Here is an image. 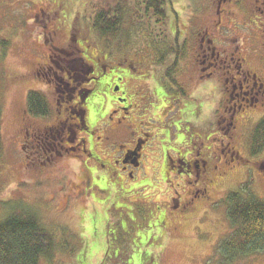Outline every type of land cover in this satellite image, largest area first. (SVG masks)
I'll list each match as a JSON object with an SVG mask.
<instances>
[{"label":"rangeland","instance_id":"374dc122","mask_svg":"<svg viewBox=\"0 0 264 264\" xmlns=\"http://www.w3.org/2000/svg\"><path fill=\"white\" fill-rule=\"evenodd\" d=\"M114 1L121 3L122 29L116 36L101 37L92 27L95 14L103 4L113 7ZM142 2L0 0V223L15 212L34 215L52 240L39 264H264V253L230 263L217 249L232 232L223 204L226 195L241 192L264 201V175L256 165L264 151L257 159L249 154L252 131L264 110L252 111L243 126L236 125L234 143L222 133L230 114L215 84L192 86L184 62L187 76L184 69L174 75L172 87L166 81L155 82L159 78L150 67L151 43L162 42L172 13L169 10L163 26L165 18L158 23L146 17ZM213 2L185 4L196 11L203 6L202 23ZM228 8L229 38L241 44L248 68L264 83V27L261 31L253 25L246 4ZM175 9L184 12L179 6ZM186 59L191 60L188 54ZM88 65L93 68L90 74ZM67 73L88 95L82 101L73 99L65 111L68 90L55 79L67 81ZM137 87L151 96L156 90L157 95L141 106ZM116 88L125 93L129 105L126 136L112 131L122 118L110 113L118 107ZM30 91L48 100L49 118L27 113ZM76 114L85 120L88 133L78 130ZM71 117L65 126L72 132L69 144L64 141V148L59 147L56 133ZM50 126L55 138L45 144L35 140L36 148L32 134L40 137ZM142 131L150 141L132 178L112 174L120 167L115 161V154L122 153L118 144L130 147L131 133L138 137ZM227 144L240 159L230 160ZM42 152L47 153L44 159ZM192 153L213 174L211 182L202 184L185 166ZM246 183L248 193L241 191ZM203 187L208 189L205 197Z\"/></svg>","mask_w":264,"mask_h":264},{"label":"flooded vegetation","instance_id":"af4514ba","mask_svg":"<svg viewBox=\"0 0 264 264\" xmlns=\"http://www.w3.org/2000/svg\"><path fill=\"white\" fill-rule=\"evenodd\" d=\"M185 1L186 0H177L172 2V4L169 6L167 16L171 12L172 20L168 25L166 24V19L163 21V26H168V33L164 34L165 37L168 36V39H166L167 43L164 41L163 45L157 46V49L160 51L157 49V51H155L152 48L153 55L150 57V67L154 68V71L156 70L155 72L158 74V77H155V79L159 78V80H156L155 82L161 83L166 81L168 85L172 87L171 82L175 80L173 76L183 72L184 68L181 66L184 62V65L186 64L185 67L187 68L186 71L189 72L188 79L191 80L192 86H195L197 82L198 85L203 83L212 88L215 86L219 88L220 95L223 96L221 98L222 105L223 102H225V112L230 114L226 131H224L223 127L221 131H224L222 132L224 135L227 133V138H230L231 140L233 138V133L236 131L237 124H241L243 126V124L247 122V118L252 111L259 109L264 110V83L254 72L248 68L246 64L247 59L246 57L243 58L242 52L239 50L241 44L239 42L236 43V40L231 41L229 38L232 34L230 29L227 27V23L230 22L232 12L229 10L228 6L231 4L236 6H238L240 3L246 4L247 13H249V16L251 17L250 19L254 21L253 25L260 26V30L262 31L264 27V0H214V5H211L209 8V17L202 23L199 22V19H201V14L199 12L201 9H204L203 6L201 5V9H197V12L196 9H193L188 4V6H186ZM175 6L181 7L184 12L176 10ZM182 14L184 15L183 20ZM158 19L163 20V18ZM245 30L248 31L249 29L245 27ZM187 54L188 58L191 59L189 61L186 59ZM88 67L87 74H90V72H93V68L89 65ZM156 68H158L159 71ZM53 70L54 69L51 66V72ZM186 71L184 69L183 73H185L187 76ZM65 79L67 81H63L62 79L60 80L61 83H65L66 90H69L71 85L73 86L70 91L72 92V95H70L69 92L68 96L65 98L66 111L68 110L69 104L73 101V99H77L78 101L80 91L78 90L79 87L74 86L73 80L69 76V73L65 75ZM202 79H204V81ZM55 80L58 81L57 79ZM89 80L92 81L93 78H89ZM176 84V86L181 89V92H184V89L179 83H177V81ZM213 84H215V86H213ZM137 90L139 91L138 99L141 102V106L145 104L146 100L152 99L153 95H157L156 90L154 92H150L153 94L152 96L149 94V90L148 93L142 92V89H139V87H137ZM115 92L116 94L114 95L116 97L118 107H116L113 112L111 110L110 113L111 115L120 113L123 119L120 118L116 121V126H112V131L114 134L122 136L126 134L125 128L128 127L126 124L127 119L124 116L129 115V105L127 103L125 93L120 92L118 88H116ZM177 93L180 94V92ZM125 102L127 106H124ZM78 103L79 102L76 103V106H78ZM141 106L138 105L139 108H141ZM59 108H62V106L57 108V113L61 114L62 110H59ZM73 108L74 107H72V109ZM142 111L147 112L148 110L144 109ZM72 118L73 117L70 119L66 118V122L62 124L64 127H61L60 123L61 130L60 132L56 133V136L60 137V142L57 144L59 147H63L62 143H64V141L66 144H69L67 137H69L70 133L72 135V132H69L68 130L67 133L65 126L69 120H72ZM110 120L112 121L111 117ZM82 133H88V128L86 127ZM41 135L43 137H36L37 135L34 137V134H32L31 140L36 142L37 145V141H41L45 144L49 141V139L53 140V138H55L53 128L51 126L46 128L45 131L41 133ZM41 139H43V141ZM149 141V137H147L145 132L143 133L142 131L138 137L134 133H131L130 139L127 140V142L130 144V147L125 148L123 143L118 144L122 149L123 154H115V161L117 164L119 162L120 167H118L119 169H113L112 174L117 176L120 175L122 178L128 176L132 178L134 172L139 167V161L143 156L142 154H144V149L148 148L147 143H149ZM233 141L235 143V140ZM80 142H82V140H80ZM228 145L229 144H227L226 154L229 155L230 160L233 161L235 158L240 159L239 152L235 148H231ZM51 146L52 145H50V148H52ZM65 147L70 152V146ZM75 147L77 150H86L85 146L79 147L75 145ZM36 148H39V146L37 145ZM43 148L45 149V147ZM35 153L39 155V152ZM194 153L191 155L192 158L184 160V164L193 172V176H196V179L200 180L203 184L206 180L210 181L211 177H213V174L208 172L205 163L201 162L197 158V154L194 155ZM222 153L224 154L223 150ZM45 154L47 153H44L41 156L42 159L45 158ZM58 154L62 155L63 153L58 152ZM260 156L261 154L253 158L257 159L260 158ZM256 165L259 172L264 175V155ZM215 168H217V166ZM211 180H213V178ZM201 190H203L201 196L203 195L205 197V193L208 190L207 187H203ZM179 205L180 204H178L176 208H178Z\"/></svg>","mask_w":264,"mask_h":264},{"label":"trees","instance_id":"16d2710c","mask_svg":"<svg viewBox=\"0 0 264 264\" xmlns=\"http://www.w3.org/2000/svg\"><path fill=\"white\" fill-rule=\"evenodd\" d=\"M174 1L177 0H143L146 17L148 19L153 17L159 23L161 20L158 18H167L168 8ZM114 3L113 7L103 4L101 10L95 14L92 27L101 37L116 36L122 29L124 20L123 12L119 10L121 3L115 1ZM106 6L110 8L105 9ZM149 32L153 34V30ZM162 37V42L151 43V48L155 51L159 50L157 46L163 45L164 41L167 43L168 36ZM77 70L76 68L75 71ZM58 82L63 84L59 80ZM70 91L69 88L68 93ZM87 95V91H81L78 101L84 100ZM26 111L33 118L47 119L51 115L52 108L44 96L30 91L27 95ZM76 118L80 122V125L76 124V126H79L78 130L83 132L86 129L85 120L82 116ZM263 151L264 117L252 131L249 154L251 157H256ZM241 191L248 193L247 183L242 185ZM223 204L226 207V218L232 228L229 237L221 240L217 248L223 259L231 263L246 256L264 253V201L256 200L249 194L243 197L241 192H230L223 199ZM51 241V238L40 228L34 215L15 212L0 223V264H39L41 257L50 249Z\"/></svg>","mask_w":264,"mask_h":264}]
</instances>
